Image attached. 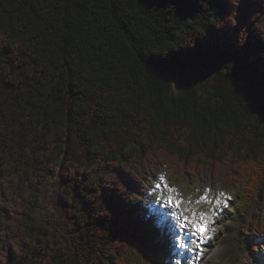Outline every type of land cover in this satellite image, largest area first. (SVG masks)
I'll return each mask as SVG.
<instances>
[{"label": "trees", "instance_id": "trees-1", "mask_svg": "<svg viewBox=\"0 0 264 264\" xmlns=\"http://www.w3.org/2000/svg\"><path fill=\"white\" fill-rule=\"evenodd\" d=\"M244 16L258 44L264 0ZM205 21L196 0L187 19L168 0H0V264H163L168 231L136 200L161 173L232 195L264 250V118L230 77L148 71Z\"/></svg>", "mask_w": 264, "mask_h": 264}, {"label": "snow or ice", "instance_id": "snow-or-ice-1", "mask_svg": "<svg viewBox=\"0 0 264 264\" xmlns=\"http://www.w3.org/2000/svg\"><path fill=\"white\" fill-rule=\"evenodd\" d=\"M178 16L187 19L192 15L193 0H168ZM216 15L215 21L209 25L205 21V31L201 28L196 33L195 44L182 52L169 51L160 54V50H148L145 57L148 71L171 82L173 87H183L188 82L211 77L217 83L225 77L231 78L230 86L248 100V107L264 118V39L257 44L248 32L244 8L246 0H196ZM209 48H219L222 54L211 60L202 53ZM155 179V177H153ZM148 188L141 186L137 203L143 208L146 195L149 196L154 211L148 216L155 226L171 223L169 244V264H201L206 249L212 247L213 241L220 233L210 225L221 219L223 227L224 213L235 198L224 191H216L217 186L203 189L200 200L209 201L212 207L207 212L192 208V200H185L175 188L165 182L163 173L159 182ZM172 193V194H170ZM167 209V211H164ZM188 213V214H185ZM230 214V213H229ZM187 239L180 233L187 232Z\"/></svg>", "mask_w": 264, "mask_h": 264}, {"label": "rangeland", "instance_id": "rangeland-1", "mask_svg": "<svg viewBox=\"0 0 264 264\" xmlns=\"http://www.w3.org/2000/svg\"><path fill=\"white\" fill-rule=\"evenodd\" d=\"M156 182H159V176L154 180H151L149 183L144 184V188H148L150 193V185H153ZM165 182H167L170 187L175 188L176 192L185 200H192L193 203L191 207L195 208L198 212H207L209 208L212 207L209 201L200 200L199 203H195V201L199 200L200 196L203 195V187L197 184L190 186L178 184L172 185L166 180V178ZM144 200V206L147 208L148 213H152L154 209L149 196L146 195ZM164 211H167V209H164ZM171 223L172 222L170 221L167 224H160L157 226L160 229L166 228L168 231V234L166 233L164 237L166 248L161 260V263L163 264H169L168 241L171 235ZM209 227L215 228L220 234L211 241L212 247L206 249L201 264H264V250L261 251L253 249L252 247L259 241V238L251 235V231L245 229L241 225L237 215L231 213L229 209L224 213L223 227H221V219L219 218L215 225H210ZM189 232L190 228L188 229V233Z\"/></svg>", "mask_w": 264, "mask_h": 264}, {"label": "bare ground", "instance_id": "bare-ground-1", "mask_svg": "<svg viewBox=\"0 0 264 264\" xmlns=\"http://www.w3.org/2000/svg\"><path fill=\"white\" fill-rule=\"evenodd\" d=\"M190 231H191V229H190ZM190 233V232H189ZM183 236L185 237V239H187V236H188V230H187V232H185L184 234H183Z\"/></svg>", "mask_w": 264, "mask_h": 264}]
</instances>
